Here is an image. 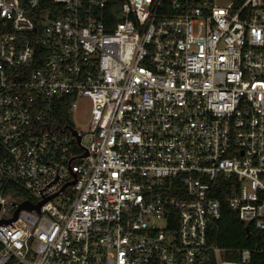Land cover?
<instances>
[{
	"label": "built area",
	"instance_id": "obj_1",
	"mask_svg": "<svg viewBox=\"0 0 264 264\" xmlns=\"http://www.w3.org/2000/svg\"><path fill=\"white\" fill-rule=\"evenodd\" d=\"M224 205L264 234V0H0V264H249Z\"/></svg>",
	"mask_w": 264,
	"mask_h": 264
},
{
	"label": "trees",
	"instance_id": "obj_2",
	"mask_svg": "<svg viewBox=\"0 0 264 264\" xmlns=\"http://www.w3.org/2000/svg\"><path fill=\"white\" fill-rule=\"evenodd\" d=\"M43 5H49L50 0H40ZM70 100L67 98L56 99L50 107L51 121L60 123L59 125H73L71 114L69 113ZM11 190L6 194L16 197L29 198L26 191L22 190L18 184L11 185ZM214 196L221 198L225 196L230 186L222 177L214 185ZM250 228V232L246 231ZM208 244L222 250V254L227 262H236L241 251L251 252L249 264H264V234L254 229L252 225H245L238 214L232 211L228 205H224L221 217L210 224L208 229ZM209 264H217L212 260Z\"/></svg>",
	"mask_w": 264,
	"mask_h": 264
},
{
	"label": "rangeland",
	"instance_id": "obj_3",
	"mask_svg": "<svg viewBox=\"0 0 264 264\" xmlns=\"http://www.w3.org/2000/svg\"><path fill=\"white\" fill-rule=\"evenodd\" d=\"M231 0H216L219 5H227ZM91 102L88 98L80 97L78 99V107L72 113V123L75 129L86 131L90 124Z\"/></svg>",
	"mask_w": 264,
	"mask_h": 264
},
{
	"label": "water",
	"instance_id": "obj_4",
	"mask_svg": "<svg viewBox=\"0 0 264 264\" xmlns=\"http://www.w3.org/2000/svg\"><path fill=\"white\" fill-rule=\"evenodd\" d=\"M73 133L77 135V132H76V131H73ZM47 200H48V199H44L43 201H40V202L37 203V204H33V203L29 202V201H25V202L21 203L20 206H19V208H18V210H17L16 213H15V217H14V218L17 217V213H18V211H19L21 208H25V209H29V210H31V209L39 210L40 207H41V206H42ZM246 231L249 233V232H250V228H249V227H246Z\"/></svg>",
	"mask_w": 264,
	"mask_h": 264
}]
</instances>
